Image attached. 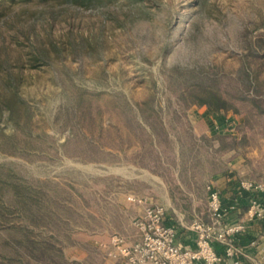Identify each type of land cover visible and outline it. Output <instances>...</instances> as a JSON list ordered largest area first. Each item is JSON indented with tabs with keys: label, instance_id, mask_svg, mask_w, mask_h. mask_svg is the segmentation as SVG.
<instances>
[{
	"label": "rangeland",
	"instance_id": "obj_1",
	"mask_svg": "<svg viewBox=\"0 0 264 264\" xmlns=\"http://www.w3.org/2000/svg\"><path fill=\"white\" fill-rule=\"evenodd\" d=\"M253 70L264 96V0H0V264H119L129 194L190 216L237 156L264 180Z\"/></svg>",
	"mask_w": 264,
	"mask_h": 264
},
{
	"label": "built area",
	"instance_id": "obj_2",
	"mask_svg": "<svg viewBox=\"0 0 264 264\" xmlns=\"http://www.w3.org/2000/svg\"><path fill=\"white\" fill-rule=\"evenodd\" d=\"M237 183V194H248L246 218L264 220V182L239 179ZM206 194L210 221L194 218L182 225L169 223L167 209L150 196L129 194L130 203L142 206L141 215L132 220L138 239L110 234L107 256L119 264H221L247 256L246 247L237 243V236L247 230L245 220L229 217L236 205H227L213 182L207 184ZM180 230L194 234L193 247L180 240ZM215 243L222 244L223 252L217 251ZM250 246L259 247V241L252 239Z\"/></svg>",
	"mask_w": 264,
	"mask_h": 264
},
{
	"label": "crops",
	"instance_id": "obj_3",
	"mask_svg": "<svg viewBox=\"0 0 264 264\" xmlns=\"http://www.w3.org/2000/svg\"><path fill=\"white\" fill-rule=\"evenodd\" d=\"M244 175V163L243 159L240 157H236L232 160L228 170H225L222 173H219L215 176V185L217 186L218 190L220 191L224 202L229 204H235V209L230 213V218H239L245 220L247 230L242 234L237 236V243L239 245L245 246L247 249V256H243L240 258H228L225 259L221 264H264V220L261 221H254L248 220L246 218V204L248 201V194H237V180L239 179H251L256 180L251 177H246ZM260 182H264L261 180ZM164 190L165 185L163 184ZM155 203L157 202L154 201ZM157 204L163 205L167 209V221L169 223H175L177 225H182L184 223L190 222V218L192 216H197L198 218L202 219L205 222H209L208 213H207V206L205 205V209L201 211L195 212L193 215H188L184 210L176 208L171 203H167V207L157 202ZM137 215L133 217L136 218L141 215L142 213V206L137 205ZM133 234L131 236H124L129 240H136L138 239V231H136L135 227L133 226ZM180 240L188 245L193 247L194 246V234L188 231L180 230ZM123 236V235H122ZM252 239H256L259 241L258 246H250V241ZM217 251L223 252V246L220 243L214 244Z\"/></svg>",
	"mask_w": 264,
	"mask_h": 264
},
{
	"label": "trees",
	"instance_id": "obj_4",
	"mask_svg": "<svg viewBox=\"0 0 264 264\" xmlns=\"http://www.w3.org/2000/svg\"><path fill=\"white\" fill-rule=\"evenodd\" d=\"M246 77H247L246 81H241L240 84H237L239 88L235 92V94L238 95L239 97H242V99H244L247 102L248 107L253 109L255 108L257 113L264 115V96H259L254 93L253 85L256 82L257 73L255 72V70H253L252 72L246 74ZM207 94L208 96H210L209 99L201 100V103H204L208 106L209 110L212 112L219 125L223 126L226 123L223 116H221L219 113L229 108V106L226 105V102L221 98L220 94L214 91L208 92ZM245 95L247 96L250 95V96L246 98ZM245 111L250 112L249 109H247V107ZM256 180L260 181V179H256ZM207 213L210 221L208 210Z\"/></svg>",
	"mask_w": 264,
	"mask_h": 264
}]
</instances>
